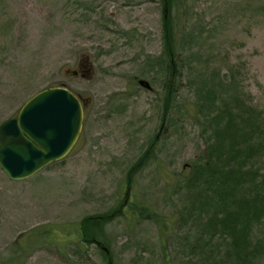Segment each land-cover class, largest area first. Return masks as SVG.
<instances>
[{
	"label": "rangeland",
	"instance_id": "374dc122",
	"mask_svg": "<svg viewBox=\"0 0 264 264\" xmlns=\"http://www.w3.org/2000/svg\"><path fill=\"white\" fill-rule=\"evenodd\" d=\"M169 1L0 0V123L50 87L83 106L65 158L19 181L0 169V264H264V206L237 243L195 176L241 119L263 146L241 191L264 182V0ZM123 200L143 216L84 242L81 222Z\"/></svg>",
	"mask_w": 264,
	"mask_h": 264
},
{
	"label": "water",
	"instance_id": "95a60500",
	"mask_svg": "<svg viewBox=\"0 0 264 264\" xmlns=\"http://www.w3.org/2000/svg\"><path fill=\"white\" fill-rule=\"evenodd\" d=\"M82 124V107L70 91L52 87L28 99L16 118L0 123V169L11 180L28 178L64 158Z\"/></svg>",
	"mask_w": 264,
	"mask_h": 264
},
{
	"label": "trees",
	"instance_id": "16d2710c",
	"mask_svg": "<svg viewBox=\"0 0 264 264\" xmlns=\"http://www.w3.org/2000/svg\"><path fill=\"white\" fill-rule=\"evenodd\" d=\"M169 2L171 3V0ZM171 64L172 63H169V65ZM238 121L242 122L241 129L236 128L239 124L238 122L236 123V120L227 119V124H225L220 131L223 139L228 138L230 140L227 149L222 152L215 150L216 152L213 153L214 155H208V160L201 164L199 163L196 166L197 170H195L196 178H198V180H203L205 185L213 188L212 196L218 199L217 206L223 210L224 216L220 227L228 231L230 233L229 235L232 236L237 243L242 241V233L245 231L242 227V222L246 223V226H248L249 221L254 218L256 213L257 208L255 206L260 204L262 207L264 206V195L258 194L262 191L264 182H261L259 188L251 194L250 200L241 191L244 185L241 181L247 176L252 175V173H249L248 169L242 172V167H246L245 163L252 157L255 158L257 153H260L258 150H261L263 146L262 143H260L261 140L255 138V131L252 128L248 130L245 129L244 125L246 126V124L243 120L238 119ZM233 131H235V136L230 135ZM249 141L251 143H249ZM213 158L215 159L213 160ZM239 161L243 163H239ZM137 168V165H133L127 172L125 180L127 187L124 199L129 195L128 190L131 189L132 175ZM204 194L207 198L211 199V195L206 192H204ZM129 198L130 195L128 200ZM123 202L124 200L101 217H95V219L89 218L88 224L86 223L87 219L81 222L82 232L85 234L83 238L84 242L93 241L91 235L92 229H100L101 225L103 226L108 223L115 216L122 215L121 212H125L123 215L131 220H133L137 214L143 216L142 211L145 210V207L131 202L133 205H130L125 211H122V209L125 208L122 206ZM233 208H237V210ZM148 218L154 219V216L149 215ZM242 218L243 221L238 223ZM85 223L87 226H85Z\"/></svg>",
	"mask_w": 264,
	"mask_h": 264
}]
</instances>
